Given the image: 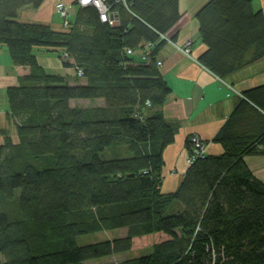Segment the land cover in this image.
<instances>
[{"label":"trees","instance_id":"trees-1","mask_svg":"<svg viewBox=\"0 0 264 264\" xmlns=\"http://www.w3.org/2000/svg\"><path fill=\"white\" fill-rule=\"evenodd\" d=\"M44 2L0 0V44L30 68L6 90L19 142L0 129V264H85L154 234L149 254L109 264H264V182L244 159L264 155V84L243 91L213 138L223 152L197 155L178 188L163 192L164 150L177 127L162 111L172 89L156 54L182 16L179 0H108L113 25L77 3L62 31L17 20ZM195 16L206 47L198 61L220 78L264 58V15L251 0H209ZM37 48L74 67L77 83L47 73ZM80 99L103 104L71 106ZM120 228L123 237L77 243Z\"/></svg>","mask_w":264,"mask_h":264},{"label":"crops","instance_id":"crops-1","mask_svg":"<svg viewBox=\"0 0 264 264\" xmlns=\"http://www.w3.org/2000/svg\"><path fill=\"white\" fill-rule=\"evenodd\" d=\"M58 1L74 3L76 0H45L37 9L26 6L19 10L17 17L21 22H38L50 25L54 30L62 31L63 20L56 10ZM209 0H179L182 14L179 21L165 34L172 42L164 43L157 51L156 60L161 61L160 70L172 89L162 111L165 119L177 127L175 140L164 150L162 169L163 192L175 191L180 185L189 164V151L186 140L197 135L207 145L208 154H221L223 147L213 142L240 100L243 91L264 84V58L231 75L220 78L199 61L198 57L206 49L199 34L198 10ZM255 12L264 15V0H251ZM77 7L73 11L75 14ZM191 52L187 55L183 48L187 43ZM38 62L49 74L67 77L71 85L76 84L74 67L65 66L57 53L47 52L45 48L35 50ZM72 63L71 59H68ZM29 67L14 65L6 45L0 44V129H5L14 144L19 142L17 129L11 116L6 90L10 86L21 84ZM78 83L85 84L81 79ZM103 100H72L71 106L102 105ZM0 134V146L4 144ZM245 162L251 172L264 182V155L245 156ZM137 239V238H136ZM135 240V239H134Z\"/></svg>","mask_w":264,"mask_h":264},{"label":"rangeland","instance_id":"rangeland-1","mask_svg":"<svg viewBox=\"0 0 264 264\" xmlns=\"http://www.w3.org/2000/svg\"><path fill=\"white\" fill-rule=\"evenodd\" d=\"M58 2H60V1H58ZM56 10H57V8H56ZM75 101H78V100H75ZM3 106L4 105L2 103H0V108ZM20 192H21L20 189H16V191H15L16 198L19 196ZM178 208H179V204H174L170 207L168 212L169 213H176L179 210ZM125 235H126V229L125 228H120V229L110 230V231H101V232L94 233V234L79 236L77 238V243H78V245L83 246V245L94 244V243H98V242H102V241L120 238V237H123ZM161 235H164V234L161 233ZM148 238L142 239V240H136L135 239L132 249L125 252V253L88 260L85 262V264H109V263L118 262V260H123L125 258L145 256L151 252V247L149 244L151 242H157L158 235L154 234L149 239Z\"/></svg>","mask_w":264,"mask_h":264},{"label":"built area","instance_id":"built-area-1","mask_svg":"<svg viewBox=\"0 0 264 264\" xmlns=\"http://www.w3.org/2000/svg\"><path fill=\"white\" fill-rule=\"evenodd\" d=\"M108 0H87V2H85V0H76L74 3H65L63 1H60L57 3L56 8H57V12L60 14V16L63 18V24L64 26L68 25V16L72 14V12L75 9V3H77L79 6H94L98 9L99 14H100V19L103 22H109L110 24H115L118 21V15L115 12H111L110 6L107 3ZM164 38H166L169 42H172V40L168 39V37L164 36ZM190 43L188 42L185 47L183 48V51L188 55L191 50L189 48ZM152 44H148L147 45V49L146 50H140L139 54L140 57L143 59H145L150 52V46ZM135 51H133L132 49H128V54H134ZM66 57V55L64 56ZM158 66H160L162 64L161 61L157 62ZM79 75H83V71L79 70ZM192 141L194 143V156L190 157L188 156L187 162L188 164H192L194 161V158L197 155H201L204 154L205 152H207V146L202 142L203 140L197 136L194 135L192 138Z\"/></svg>","mask_w":264,"mask_h":264},{"label":"snow or ice","instance_id":"snow-or-ice-1","mask_svg":"<svg viewBox=\"0 0 264 264\" xmlns=\"http://www.w3.org/2000/svg\"><path fill=\"white\" fill-rule=\"evenodd\" d=\"M85 2H87V0H85Z\"/></svg>","mask_w":264,"mask_h":264},{"label":"bare ground","instance_id":"bare-ground-1","mask_svg":"<svg viewBox=\"0 0 264 264\" xmlns=\"http://www.w3.org/2000/svg\"><path fill=\"white\" fill-rule=\"evenodd\" d=\"M194 162V161H193Z\"/></svg>","mask_w":264,"mask_h":264}]
</instances>
